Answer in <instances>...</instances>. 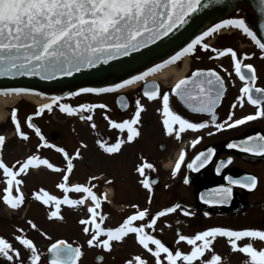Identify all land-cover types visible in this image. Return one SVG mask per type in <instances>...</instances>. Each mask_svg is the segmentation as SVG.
Segmentation results:
<instances>
[{
    "label": "snow or ice",
    "instance_id": "6c2138e0",
    "mask_svg": "<svg viewBox=\"0 0 264 264\" xmlns=\"http://www.w3.org/2000/svg\"><path fill=\"white\" fill-rule=\"evenodd\" d=\"M202 3L206 7L208 0H0V77L26 76L53 80L57 77H71L74 73L95 69L98 65H108L110 61L118 57H126L149 45H155L158 41L162 42L174 32L183 29L189 24L190 18L200 10ZM259 9L264 12V0H259ZM261 27H264V22L261 23ZM222 28H234L242 31L251 38L259 48L261 57H264V42L257 38V33L243 17L220 19L217 23H212L199 31V34L175 51L173 55L137 75H132L119 83L110 84L108 87H80L75 91H67L63 95L73 97L83 93H105L130 85L134 81L145 80L150 73L161 69L164 65L180 60L185 54L194 53L198 45L202 49H209L210 45L204 43V39ZM211 52L214 56L210 59L230 54L234 71L244 82L239 89L240 94L236 96L231 107L235 109L237 103L242 107L246 99L249 104L255 106V111L239 118H233L234 112L229 111L225 120L218 121L216 108L225 96V80L219 72L212 68H197L190 75L177 79L170 91L179 97L193 113L208 114L209 119L202 122H192L178 114L170 107V93L165 91L161 96L157 84L146 82L143 95L148 100L155 98L161 100L162 107L157 111L162 112V124L166 134H174L179 139L184 131L203 129L209 124L216 130H221L240 126L257 118L264 119V87L256 86L258 77L253 64L242 63V60L238 58V53L232 47H211ZM34 91L35 89L23 87L0 89V93L5 94H24ZM61 100V96L55 95L48 103L40 104L35 112L27 117L28 127L35 129L41 144L59 151L66 161L61 182L56 185L57 188L63 190L62 197L51 195L43 188L33 193L37 201L52 206V210L48 213L49 219H63L62 205L75 208L84 204L86 200H91L92 203L87 207L89 215L79 220L80 225L83 226V232L90 233V238L86 241L88 246L110 250L113 242H120L129 234H134L135 242L155 257V264H195L197 261H200V264H224L223 258L214 251L209 259H202L206 251L212 250L213 243L219 236L227 238L233 251L238 250L246 254L247 258L244 264H264V247L257 249L252 243H246L243 246L237 244L241 238H258L264 241V230L256 228L233 230L228 227L213 226L197 231L194 235H184L177 231V242H187L191 248L188 252L179 249L172 251L156 235L146 229L153 228L158 218L173 213L177 209H180L185 216L192 215L191 211L182 209L179 204L155 212L147 223H136L143 221L149 215V210L147 208L138 209V206L134 204L132 207L137 210L127 215L118 226L102 227L103 216L98 211L101 207L102 197L93 191V186L90 184L68 183L69 174L74 168L73 159L80 156V150L77 149L70 155L63 147L49 144L41 134V130L32 123V116H40L44 110L51 112L54 105L58 106L61 112L68 114L82 113L85 110L91 111L96 108L104 109L107 108V105L81 103L71 106L60 102ZM121 107L126 108L127 102L121 103ZM143 110L144 105L137 99L131 118L117 122L108 118L106 113L104 118L108 120L110 128L119 129L121 132L126 131L127 141L132 142L140 136L137 125L140 124ZM11 119L15 125L16 134L27 139V134L21 130L15 108L12 109ZM81 119H85V117L81 116ZM86 119L92 121L93 117L89 115ZM92 127H95V124ZM200 139L201 137H196L191 141V144L194 146ZM4 142L5 137L0 135V147L4 145ZM124 143L125 140L121 137H117L114 143L97 141L99 147L108 154L118 153ZM40 146L37 145V147ZM227 147L229 149L238 148L254 155H262L264 154V134L256 132L238 141L229 142ZM214 151L209 147L197 153L187 167L193 170L203 168L212 160ZM184 159L185 151L182 149L172 168L173 176L177 174ZM231 159L232 157H228L226 160H221L216 166V171L220 172ZM15 163L18 167H10L3 159H0V170L3 171L8 185L4 188L3 200L13 209L18 208L24 202L23 193L19 188L22 181L17 179L19 174L40 166L61 171L49 159L43 158L39 154L28 155L22 161L17 160ZM153 167L152 163L144 161L135 169L142 177L139 183L148 190L149 202L152 198V185L155 182L148 178L145 170L153 169ZM89 179L94 180L96 177ZM224 179L227 184H220L209 189L206 195L201 194V199L205 203L226 204L232 196L231 185L254 189L258 183L255 175L248 174L240 179H235L232 176H225ZM187 182L188 178L185 177V183ZM13 187H15L16 195H12ZM70 191L83 193V195L79 199H73L69 196ZM106 198V196L103 197V199ZM27 223L31 228H37L33 221L29 220ZM18 231L23 233V229H18ZM42 234L47 235V233ZM102 235L105 238H101ZM15 240L30 251V255L27 257L29 264H38L40 255L33 240L23 234L16 235ZM150 245H154V247ZM47 251L51 254L50 264H78L79 258L83 255L80 246H73L63 239H57L51 243ZM0 257L5 258L11 264H16L20 257L18 249L14 248L2 236H0ZM97 259L102 260L103 258L98 256ZM127 264H147V262L137 255Z\"/></svg>",
    "mask_w": 264,
    "mask_h": 264
},
{
    "label": "flooded vegetation",
    "instance_id": "af4514ba",
    "mask_svg": "<svg viewBox=\"0 0 264 264\" xmlns=\"http://www.w3.org/2000/svg\"><path fill=\"white\" fill-rule=\"evenodd\" d=\"M242 12V11H241ZM244 14V12H242ZM233 17H243V15L236 14ZM245 17V14H244ZM231 18V17H230ZM246 18V17H245ZM244 18V19H245ZM240 31V30H239ZM223 32L219 33L222 34ZM240 33L247 38L251 42V46L257 49V54L255 57L256 61H244L245 54L243 52H237L238 58L242 60V63H251L257 70V87H264V57H261L260 50L258 51V47L254 45V42L250 37H247L246 34ZM208 43V42H207ZM213 47V46H212ZM216 47V46H215ZM200 48L198 45L196 47ZM217 48V47H216ZM197 51L195 50L192 54H185L181 57L180 60L175 61L171 64L164 65L161 69L150 73L149 76L154 77V75L160 74L163 69L170 67H177L178 64L183 63L185 59L191 60L194 57V54ZM209 53V54H208ZM204 55H209L213 57L214 54L211 52V46L207 50H203ZM212 60L216 61L215 67H199L201 69L212 68L215 71L219 72L220 75L225 80L226 92L225 96L222 98L221 103L217 106V117L218 121H223L227 117V113L229 111L234 112L233 118H239L242 115L250 114L255 111V106L249 104L245 99L244 105L241 107L239 103H237V107L233 109L231 107L232 102L235 100L236 96L239 95V89L243 86V81L239 79L236 75L234 68L232 66L230 54H226L223 57L212 58ZM162 62V61H161ZM158 62V63H161ZM157 64V63H156ZM195 67H190L187 70L185 75H190L192 71H194ZM148 76V77H149ZM145 80L136 81L134 87L131 85H126L120 89H115L110 92L105 93H83L78 94L73 97L63 98L60 102L67 103L71 106H77L81 104V95H89L92 97L106 95V99L104 102H98L96 100H83L82 103H91V104H106L107 108L101 109L104 113L107 114L108 118L112 120H116L117 122L122 121L124 119L131 118L132 114L135 111V102L136 96L143 95L144 88L147 83L154 82L150 77ZM157 84L156 82H154ZM175 82L169 84L168 86L162 87L159 86L160 94L162 96L163 92L168 91L170 93V107L176 111L178 114L183 115L185 118L191 120L192 122H202L203 120L209 119V115L205 113H193L182 106V104L177 100L175 94L171 93V87ZM142 85V86H141ZM141 86V88L139 87ZM119 95H123V99L117 98ZM145 97V96H144ZM147 98V97H146ZM51 99V98H50ZM50 99L47 101L49 102ZM118 99V100H117ZM142 99H140L141 102ZM124 101L127 102V107L121 109V103ZM151 101L155 108L152 109V114L147 116V110L144 107V110L141 113V121L140 124L137 125L140 136L136 138L132 142H128L126 139L127 133L126 131L121 132L119 129L110 128L108 126V120L104 118L105 123V134L104 141L106 143H114L117 137H121L125 140V143L121 146V149L118 153L108 154L104 152V157H113L114 161L117 160H125L126 164H128L129 168L134 171L136 178L135 181V190L131 191L130 197L126 196V189L121 187V196L123 199H128L125 204H123V208L119 210L121 213L118 221L121 223L127 215H130L134 209L132 205H137L138 209L147 208L149 210V215L144 218L143 221H137L136 223L144 222L147 223L148 219H150L151 215H154L155 212L162 210L165 207H170L176 204H179L182 209L186 211H191V216H185L184 213L177 209L173 213L166 214L164 217L158 218L156 225L153 228L146 229L151 232L153 235H156L166 246H168L172 251L177 249L184 250L190 249L191 246L187 244V242H177V231L180 234L184 235H194L195 232L204 230L208 227L219 226V227H228L233 230H239L243 228H256L264 230V154L262 155H254L251 153H247L244 151L236 149H229L227 144L232 141H238L248 135H253L256 132H260L264 134V119L257 118L254 121L246 122L243 125L235 126L233 128H225L221 130H216L214 126L209 124L203 129L199 130H186L182 133L181 137L178 139L174 134L169 135L166 134L162 124V112L157 111V109L162 107L160 98H155ZM142 103V102H141ZM55 108L58 106L54 105ZM17 110V108L15 107ZM84 112L89 113L88 115L95 114V109ZM73 115H66L65 119H62V122H66ZM11 117V114H10ZM105 117V116H104ZM92 122V121H91ZM16 132H13V136ZM33 138L37 139L35 146L41 145L37 147L38 150H48L52 152L53 157H41L49 159V161L55 164L61 171H55L52 169H48L46 166L34 167L27 170L25 173H21L17 176V179L21 180L22 183L19 185L20 192L23 193L24 202L16 209L11 208L7 203L4 202L3 196L4 188L8 187L6 178L3 175V171L0 170V215L2 212H16L20 210L25 205L29 206V198L31 194V184H30V173L31 171H36L39 169H44L51 174H59L58 179L54 181L51 191L44 189L51 195H55L57 197H62L64 195L63 190L56 187L58 183L61 182V178L63 176V169L66 167V161L63 158V155L53 149L51 147H46L41 144L40 137L36 135V132L33 131ZM42 134V132H41ZM58 135L57 139H52V133H48L47 136L42 134L46 141L49 144H55L58 147H63L70 155L73 154L84 142L83 137H79L77 135H71L69 137H63L66 135V132L62 133L61 136ZM0 135H3V132H0ZM5 137V142L2 147H0V159H3L4 162L10 167H18L16 165V161H9L8 156L6 155L5 146L8 143V136ZM30 137V136H29ZM27 138L29 140L28 147L32 142L31 138ZM196 137H201L199 142L194 146L191 144V141ZM95 138L92 136L90 139V144L95 145ZM80 143V145H79ZM213 148L215 151L213 153L212 160L206 164L203 168H199L194 171L187 167L188 163L193 160L197 153L206 150L207 148ZM94 148V147H92ZM185 151V159L181 163L180 169H178L177 174L175 176L172 175V168L175 165L176 159L179 157V153L181 150ZM28 156V155H27ZM26 156V157H27ZM24 157L23 159H25ZM228 157H232L231 161L227 163L220 172L216 171V166L221 160H226ZM21 159V161L23 160ZM82 159V155L79 157H74L73 164L74 168L72 172L69 174V184L73 183H83L90 184L93 186V191L97 193L98 196H101L102 199L100 201L101 207L104 211V220L106 224V218L108 217L109 209L115 211L116 208L112 206L113 194H111L110 190H113V187H110V190L102 188L103 183L97 179L90 180L89 178L92 176H86L84 180L77 181L74 179L71 174L77 169L76 164L77 161ZM128 161V162H127ZM148 162L153 164V169H146L145 174L148 178L155 183L152 185V198L151 202L148 200V190L144 189L142 185L139 183L142 177L135 171L136 167L141 162ZM167 172L168 175H167ZM255 175L258 179L257 186L254 189H246L241 185H231L232 187V196L228 203L226 204H207L204 200L201 199V194H207V191L211 188L216 187L220 184H227V181L224 179L225 176H232L235 179H240L244 175ZM110 177V176H109ZM185 177L188 178V182L185 183ZM112 178V177H111ZM107 185H111L110 179L106 181ZM44 184V183H42ZM39 185L40 189L44 188V185ZM167 185V187H165ZM126 187V186H125ZM39 189V190H40ZM12 195H16L15 187L11 189ZM70 195L75 194L74 191L69 192ZM83 195V193L81 194ZM112 195V196H111ZM33 196V193L31 195ZM107 197L103 199V197ZM40 204H43L41 201H37ZM91 200H86L85 205L86 208L91 204ZM110 205V206H108ZM106 206V207H105ZM105 207V208H104ZM98 209V211L100 210ZM52 210V206H51ZM207 213V215H205ZM118 226V224L116 225ZM102 227H115V226H102ZM19 228H14V226H6L0 228V236L7 239L14 248L18 249L20 252V257L16 261V264H29L27 260L28 255H30V251L25 249L23 245H21L18 241L15 240L16 235H25V233H20L18 231ZM86 238H90V233H85ZM103 237V235L101 236ZM130 238L131 243L126 242V240ZM66 241V240H65ZM87 241V240H86ZM85 241V244L87 245ZM69 243V242H68ZM246 243H252L254 247L257 249L264 247V241L259 240L258 238H241L237 241L238 246H243ZM72 244V243H70ZM50 244L45 245V258L47 256V248ZM73 246H76L72 244ZM135 248L136 250H145L142 246H140L137 242H135L134 234H129L125 239L120 242H113L112 248L110 250H105L100 247L92 246L97 252L93 255H90L87 261H93L95 263H101L107 261L110 257V253L112 250L119 247L122 249V261L123 263H127L129 261L128 258L135 257L137 255H132L128 252L129 246ZM177 245V246H176ZM154 247V245H150ZM131 248V249H132ZM130 249V250H131ZM229 251V252H238L240 257H238V263L236 264H244L246 254L241 253L236 250L233 251L231 246L227 242V238L225 237H217L213 243L212 250L210 251ZM130 254V255H129ZM150 254V253H148ZM152 255V254H150ZM233 256H235L232 253ZM102 257V260L97 259V257ZM132 258V260H133ZM47 262V260H46ZM79 262V260H78ZM38 263H40L38 261ZM0 264H11V262L7 261L5 258L0 257ZM230 264V263H229ZM235 264V263H231Z\"/></svg>",
    "mask_w": 264,
    "mask_h": 264
},
{
    "label": "rangeland",
    "instance_id": "374dc122",
    "mask_svg": "<svg viewBox=\"0 0 264 264\" xmlns=\"http://www.w3.org/2000/svg\"><path fill=\"white\" fill-rule=\"evenodd\" d=\"M244 14L239 11L234 13L231 17L236 14ZM223 32L222 34H219ZM212 47L223 48V47H232L236 52H243L245 54L244 61H256L255 57L257 50L251 46V42L245 38L238 29L234 28H224L220 32L210 35L204 41ZM197 52L194 54V57L191 60H188L187 64L180 63L175 68V72H170L166 76H161V74L154 75V77L149 76L153 79L154 82L160 84V86L165 87L169 84L175 82L177 74L182 68H186L187 73L188 68L190 67H215L216 61L210 59V56L204 55L201 47L195 49ZM247 54V55H246ZM142 86V85H141ZM141 86H139L141 88ZM81 103L83 100H96L98 102H104L106 95L92 97L89 95H81ZM136 99H142L141 102L144 105L145 109L149 114H152V109L155 108V105L149 101L146 97L136 96ZM42 102L41 104H43ZM39 104H35L31 101L22 99L18 101L13 106H0V132H3L4 136H8V143L5 146L6 155L8 156L9 161L21 160L27 155L39 153L42 156L53 157L52 152L48 150H38L35 146L37 139L33 138L32 132L35 131L34 128H29L27 124V117L35 112ZM17 108V119L21 124V130L24 131L32 142L30 147H28L29 140L19 137L17 134L13 136L15 131V125L12 122L10 114L12 113L13 108ZM89 113H73L72 117L66 122H62V119H65L68 113H63L59 108L53 106V110L49 112L44 110L40 116H32V123L38 127L42 134L46 135L52 133V139H57L58 135L61 136L62 133L66 132V135L63 137H69L71 135H77L83 140V144L77 148L80 150L82 159L77 161L76 170L71 174V176L77 181L84 180L86 176L96 177L97 180L103 183L102 188L110 190V187H113L111 194H113L112 206L116 208L115 211L109 209L108 217L106 218V224L104 220V211L100 209L103 216V222L101 226H116L120 221V212L119 210L123 208V204L128 201V199H123L125 196H121V187L126 189V196L129 198L131 191L135 190V181L136 178L134 171L129 168L126 161L121 159L115 162L113 157H104V151L99 147L97 142L95 145L90 144V139L93 136L96 141H104V132H105V113L102 110L95 109V114L93 115L92 122L87 120L86 117L89 116ZM81 116H84L85 119H81ZM95 124V127L92 125ZM37 140V141H36ZM80 145V143H79ZM94 147V148H92ZM128 162V161H127ZM169 172H167L168 175ZM59 174H51L44 169H37L36 171H31L30 173V184H31V194L29 198V206L25 205L20 210L16 212H2L0 215V228L6 226H14V228L23 229L25 236L33 240L38 253L40 255V260L38 264H48L45 258V245L51 244L57 239H64L69 243H72L76 246H80L82 249L83 255L79 258L78 264H127L123 263L122 249L116 248L111 251L109 259L101 263H95L93 261H87L90 255L95 254L97 251L92 247L85 244V241L89 238H86V234L83 232V226L80 225L79 220L86 218L89 213L85 203L79 205L75 208H71L67 205L61 206V214L63 216L62 220L51 218L49 219L48 213L51 211V205H44L37 202L35 197H32V193L38 192L40 187L39 185H44L43 189L51 191L54 181L58 179ZM110 176V177H109ZM112 177V178H111ZM110 179L111 185H107L106 181ZM135 185V186H134ZM126 186V187H125ZM82 193H76L69 196L73 199H79ZM112 196V195H111ZM110 206V205H108ZM106 207V206H105ZM104 207V208H105ZM29 220L33 221L37 228L33 229L27 223ZM42 233H47L43 235ZM126 242L131 243V239L128 238ZM177 246V245H176ZM129 246L128 252L132 255H139L142 259L146 260L147 264H155V257L148 254L144 250H136ZM131 249V250H130ZM183 252H188L190 249L181 250ZM216 254H219L224 261V264L238 263V252H229V251H215ZM232 253L235 255L233 256ZM129 254V255H130ZM213 254V251H206L203 260H207ZM163 255V254H162ZM133 257L128 258L129 261ZM195 264H200V261L195 262Z\"/></svg>",
    "mask_w": 264,
    "mask_h": 264
},
{
    "label": "water",
    "instance_id": "95a60500",
    "mask_svg": "<svg viewBox=\"0 0 264 264\" xmlns=\"http://www.w3.org/2000/svg\"><path fill=\"white\" fill-rule=\"evenodd\" d=\"M237 11L244 12L247 23L257 33V38L264 42V27H261V23L264 22V12L259 9V0H219V2L208 0L207 6H203L202 3L200 10L190 18L188 25L178 32H174L162 42H156L155 45H149L145 49L130 53L126 57H118L110 61L108 65H98L95 69L74 73L71 77H57L53 80L26 76L0 77V89L32 88L35 89L34 92L24 94L47 97L59 95L66 98L63 95L65 92L75 91L80 87H108L110 84L119 83L121 80L137 75L139 72L145 71L154 64L167 59L180 47L190 42L195 35L199 34V31L220 19L230 17ZM40 93H43V95H40ZM117 98H123V95H119ZM177 100L183 107L188 109L179 97H177ZM46 259L50 264L51 254L48 251Z\"/></svg>",
    "mask_w": 264,
    "mask_h": 264
},
{
    "label": "bare ground",
    "instance_id": "6f19581e",
    "mask_svg": "<svg viewBox=\"0 0 264 264\" xmlns=\"http://www.w3.org/2000/svg\"><path fill=\"white\" fill-rule=\"evenodd\" d=\"M188 58L185 59L183 62L184 64H187L188 62ZM175 68L176 67H170V68H165L162 70V72L160 73L161 76H166L168 73L170 72H175ZM186 72V68H182L177 74L176 80L181 78L184 73ZM153 80V79H152ZM175 80V81H176ZM135 84L131 85L132 87H134ZM25 99L27 101H31L35 104H41L42 102L46 101V99L37 96V95H31V94H17V93H13V94H0V106H13L16 103H18V101Z\"/></svg>",
    "mask_w": 264,
    "mask_h": 264
}]
</instances>
